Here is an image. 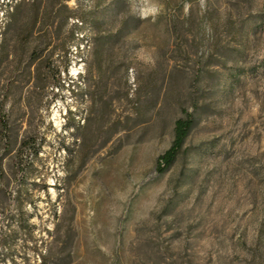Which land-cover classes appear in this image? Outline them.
Instances as JSON below:
<instances>
[{
    "label": "rangeland",
    "instance_id": "obj_1",
    "mask_svg": "<svg viewBox=\"0 0 264 264\" xmlns=\"http://www.w3.org/2000/svg\"><path fill=\"white\" fill-rule=\"evenodd\" d=\"M151 2L0 30V264H264V0Z\"/></svg>",
    "mask_w": 264,
    "mask_h": 264
},
{
    "label": "trees",
    "instance_id": "obj_2",
    "mask_svg": "<svg viewBox=\"0 0 264 264\" xmlns=\"http://www.w3.org/2000/svg\"><path fill=\"white\" fill-rule=\"evenodd\" d=\"M25 2L26 0H3L0 2V11H2L4 18V20H0V30L8 25L9 19H12ZM194 122L195 119L191 114H187L185 117H180L176 120L173 142L157 160L156 169L160 173L167 171L175 163L177 157L182 151L185 140L188 137ZM37 152V150L34 151V153Z\"/></svg>",
    "mask_w": 264,
    "mask_h": 264
},
{
    "label": "clouds",
    "instance_id": "obj_3",
    "mask_svg": "<svg viewBox=\"0 0 264 264\" xmlns=\"http://www.w3.org/2000/svg\"><path fill=\"white\" fill-rule=\"evenodd\" d=\"M159 12V5L152 3L151 0H141V10L140 15H155Z\"/></svg>",
    "mask_w": 264,
    "mask_h": 264
}]
</instances>
